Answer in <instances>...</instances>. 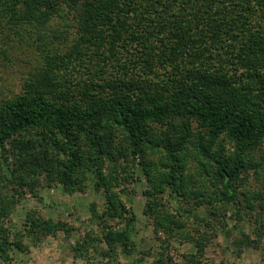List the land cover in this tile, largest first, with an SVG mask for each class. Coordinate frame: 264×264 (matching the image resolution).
<instances>
[{
  "label": "trees",
  "instance_id": "trees-1",
  "mask_svg": "<svg viewBox=\"0 0 264 264\" xmlns=\"http://www.w3.org/2000/svg\"><path fill=\"white\" fill-rule=\"evenodd\" d=\"M138 183L162 234L149 262L126 200ZM54 185L92 186L103 206L83 227L34 208L5 224ZM75 229L90 264H206L219 233L237 257L259 247L264 0H0V264Z\"/></svg>",
  "mask_w": 264,
  "mask_h": 264
},
{
  "label": "rangeland",
  "instance_id": "rangeland-1",
  "mask_svg": "<svg viewBox=\"0 0 264 264\" xmlns=\"http://www.w3.org/2000/svg\"><path fill=\"white\" fill-rule=\"evenodd\" d=\"M11 78V77H10ZM9 78V79H10ZM16 81L17 79L14 78ZM13 81L8 80L11 85ZM144 183L135 186L136 192L126 196V200L131 204L135 214L133 221V238L137 243V250L149 247L151 255L145 256V260L149 262L158 249L160 237L162 234L155 232L149 224L148 218L143 215V195L141 193ZM37 196L26 193L22 196L12 208L5 224L10 226L11 230L21 228V222L24 219L25 211L36 209L40 215L54 220L61 219L63 221L74 224L75 227H83L88 224L91 202L101 209L104 203L102 193L96 192L92 186H88L83 192H74L67 194L60 185L52 187H39ZM246 227H248L246 225ZM247 230V229H246ZM80 235V234H79ZM77 229L68 237L63 231L57 232L55 235L44 236L37 245L29 244L28 252H14L10 264H90L84 259H76L71 250V244H74L78 238ZM178 245V244H176ZM181 252L191 250L188 243L178 245ZM137 251L131 255H124L122 252L118 254V262L115 264H131ZM206 264H260L264 263V236L259 243L258 248H246L240 257H237L234 249L226 238L219 233L218 236L206 248ZM96 258L92 259V262ZM176 264H183L182 258L174 257ZM141 264V263H137ZM142 264H148L143 262Z\"/></svg>",
  "mask_w": 264,
  "mask_h": 264
}]
</instances>
